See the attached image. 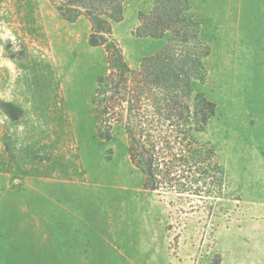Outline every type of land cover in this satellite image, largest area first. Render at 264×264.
<instances>
[{
  "label": "rangeland",
  "instance_id": "obj_1",
  "mask_svg": "<svg viewBox=\"0 0 264 264\" xmlns=\"http://www.w3.org/2000/svg\"><path fill=\"white\" fill-rule=\"evenodd\" d=\"M188 2L209 48L196 87L216 106L202 139L228 180L218 218L143 189L121 127L98 137L92 99L108 64L89 22L49 0H0V29L19 45L0 66V264H264V0ZM152 4L126 0L112 25L131 69L166 43L136 35Z\"/></svg>",
  "mask_w": 264,
  "mask_h": 264
},
{
  "label": "trees",
  "instance_id": "obj_2",
  "mask_svg": "<svg viewBox=\"0 0 264 264\" xmlns=\"http://www.w3.org/2000/svg\"><path fill=\"white\" fill-rule=\"evenodd\" d=\"M49 1L66 21L85 18L88 44L106 53L108 73L98 79L92 99L98 137L109 141L121 127L143 189L196 202L192 208H207L209 218H218L214 205L224 198L228 180L214 146L202 139L216 106L196 87L207 78L209 48L200 23L185 15L188 0H153L150 11L139 14L136 35L166 43L136 69L112 37L126 0Z\"/></svg>",
  "mask_w": 264,
  "mask_h": 264
},
{
  "label": "clouds",
  "instance_id": "obj_3",
  "mask_svg": "<svg viewBox=\"0 0 264 264\" xmlns=\"http://www.w3.org/2000/svg\"><path fill=\"white\" fill-rule=\"evenodd\" d=\"M0 42H2L3 47H0V66L2 67H8L12 63V59L9 58V55H4V52H7L5 50V45L9 42L12 44V51L16 52L19 51V45L16 43V36L12 33V31L8 28L0 29ZM35 55V53H33ZM0 98H3L7 100L8 102H11V97L7 89H5L2 93H0ZM34 119V117H32ZM11 131L17 132V135L22 133L23 127L18 126V129H12ZM17 148H20L22 145L17 144Z\"/></svg>",
  "mask_w": 264,
  "mask_h": 264
}]
</instances>
